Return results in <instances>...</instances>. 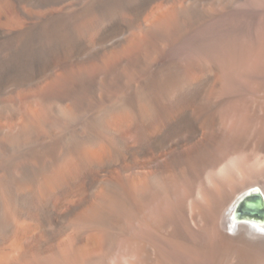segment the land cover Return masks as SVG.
<instances>
[{"label": "bare ground", "instance_id": "1", "mask_svg": "<svg viewBox=\"0 0 264 264\" xmlns=\"http://www.w3.org/2000/svg\"><path fill=\"white\" fill-rule=\"evenodd\" d=\"M263 82L264 0H0V264H264Z\"/></svg>", "mask_w": 264, "mask_h": 264}, {"label": "water", "instance_id": "2", "mask_svg": "<svg viewBox=\"0 0 264 264\" xmlns=\"http://www.w3.org/2000/svg\"><path fill=\"white\" fill-rule=\"evenodd\" d=\"M235 217L264 221V195L259 188L247 190L241 195L234 210Z\"/></svg>", "mask_w": 264, "mask_h": 264}, {"label": "rangeland", "instance_id": "3", "mask_svg": "<svg viewBox=\"0 0 264 264\" xmlns=\"http://www.w3.org/2000/svg\"><path fill=\"white\" fill-rule=\"evenodd\" d=\"M247 1H252V0H247ZM251 105H252V109H253L252 114H253L254 122H255L256 126L258 128H260L262 133L264 134V82L259 85L258 94H256V96H254L252 98ZM251 160H253V159L251 158ZM251 165H253L255 170H256V167L252 162H251ZM247 173H248V170H246V172L243 174V175L246 174L245 176L241 175L242 179H241V181L239 180V183H238L239 185L237 184L240 187L238 198L241 197V195H242L241 191L243 189L244 190L248 189L249 187L253 186L254 184L256 185V183H258V180H257L258 179L257 177H259L258 173L257 174L253 173L250 175H249V173L247 175ZM234 203H235V201L232 202V204H234ZM262 240H264V239H261L260 241H262ZM261 244H264V242H262ZM153 258H155L154 255H153ZM157 263L155 262L153 264H157Z\"/></svg>", "mask_w": 264, "mask_h": 264}]
</instances>
